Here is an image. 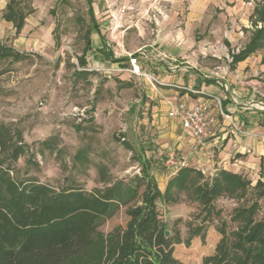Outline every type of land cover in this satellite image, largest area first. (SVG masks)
I'll use <instances>...</instances> for the list:
<instances>
[{
  "label": "rangeland",
  "instance_id": "374dc122",
  "mask_svg": "<svg viewBox=\"0 0 264 264\" xmlns=\"http://www.w3.org/2000/svg\"><path fill=\"white\" fill-rule=\"evenodd\" d=\"M24 1L33 8L25 32L18 37L5 30L0 38L1 44L28 55L20 62L0 61V124L10 129L12 149H22L16 159L11 151L0 157L6 178L18 185L38 183L53 193H96L133 186L141 164L149 166L164 194L156 208L175 242L177 264H202L213 254L219 230L232 240V233L245 225L242 210L250 206L252 220L264 221L261 188L242 198L224 195L202 203L191 183L169 190L173 177L155 156L159 146L175 150L170 134L179 132L161 108L157 92L162 86L155 77L188 78L178 83L180 89L167 88L189 95L188 90L196 92L197 80L222 82V73L231 72V52L250 37L256 0H92L93 21L84 0ZM7 2L0 0V23ZM87 41L85 66L79 68ZM103 50L115 60H128L104 61ZM258 55L264 59V49ZM250 74L244 86H257L264 95V72ZM255 95L253 100L264 104V96ZM202 176L205 183L212 178ZM243 178L252 187L258 180L248 174ZM125 209L120 206L100 225L104 236L125 226Z\"/></svg>",
  "mask_w": 264,
  "mask_h": 264
},
{
  "label": "trees",
  "instance_id": "16d2710c",
  "mask_svg": "<svg viewBox=\"0 0 264 264\" xmlns=\"http://www.w3.org/2000/svg\"><path fill=\"white\" fill-rule=\"evenodd\" d=\"M84 1L93 21L92 0ZM32 12L28 1L8 0L2 18L12 24L18 35ZM249 21L251 36L244 49L233 56L234 63L264 46V0H256ZM54 43L57 46L55 37ZM88 49L89 41L77 59L79 68L85 66L83 56ZM102 56L116 63L127 60H114L111 53L104 51ZM26 58L27 54L0 44V61L20 62ZM81 74L84 73L75 72ZM11 136L10 129L0 124V157L11 151L16 159L22 153L19 147L12 149ZM140 171L133 186L123 189L115 185L96 193L80 189L53 193L38 183L18 185L0 171V264H177L173 258L175 242L165 236L156 208L164 194L150 176L149 166L141 164ZM259 175L253 187L243 177L223 170L205 183L199 171L183 168L169 180L167 188H186L191 183L202 203L224 195L242 198L249 190L261 188L264 192L263 165ZM120 206L126 208L125 226L104 236L100 225ZM252 207L242 210L247 212L245 225L232 233V240L223 229L219 230L221 238L202 264H264V221L252 220Z\"/></svg>",
  "mask_w": 264,
  "mask_h": 264
},
{
  "label": "crops",
  "instance_id": "0c3cea01",
  "mask_svg": "<svg viewBox=\"0 0 264 264\" xmlns=\"http://www.w3.org/2000/svg\"><path fill=\"white\" fill-rule=\"evenodd\" d=\"M5 6L3 8L4 11ZM0 27L2 29L0 38L3 37L5 30L9 35H15L12 24L6 22L3 18L1 19ZM258 27H260V24H258ZM25 29L26 25L24 24L18 37L23 35ZM252 30L253 28L251 26V32ZM245 45L237 51L231 52L229 57L231 59L229 66L231 72L229 74L222 73V82H217L215 79H212L211 82L197 80L195 84L197 87L196 92L188 90L192 95L198 96L189 95L187 92L181 94L169 89H180L178 83L187 81L188 78H183V76L177 78L176 76L164 75L161 73L155 77L158 81L157 83L162 86V89L158 90L157 95L159 103L164 105V107L161 108H165V115L170 106L180 101L185 102L188 106L194 105L197 101L203 99V97H217L222 101V110L227 114L229 119L225 120L218 117V123L212 128L211 135L206 142V148L203 152L196 153L193 151L191 137L180 128L179 124L176 123L179 128L178 134L176 135L174 132L170 134L177 153L180 152L181 154L178 153L179 155L187 158L189 161L191 160V165L189 166L188 164L186 168L195 169L205 177H213L219 171L223 170L241 177L248 174L254 175L257 179H260L259 174L261 165L264 166V104L262 102L256 103L253 100L256 93L260 96L264 95L261 94L257 86L251 85L248 86V88L244 86L249 83L245 79L251 77L250 73H252L254 69L264 72V59L261 58L260 55L255 57V54L263 50L264 46L262 49L234 63L232 61L233 56L239 54V52L244 49ZM103 51L108 52L106 50ZM126 59L128 60V58ZM160 65L161 70L159 71L164 72L162 69L164 64L160 62ZM247 68L249 69L248 73H244V70ZM165 69L171 71L168 67H165ZM175 78L177 79L175 80ZM212 81H214V83ZM232 124L238 129H233ZM163 147L164 146H159V148Z\"/></svg>",
  "mask_w": 264,
  "mask_h": 264
},
{
  "label": "built area",
  "instance_id": "2783aa9c",
  "mask_svg": "<svg viewBox=\"0 0 264 264\" xmlns=\"http://www.w3.org/2000/svg\"><path fill=\"white\" fill-rule=\"evenodd\" d=\"M167 118L179 124L192 140V149L196 153L203 152L206 142L211 135L212 128L218 123V117L228 120L229 117L221 107V101L217 97L200 99L194 105L188 106L185 102H177L170 106ZM233 125V124H232ZM233 129L238 128L233 125ZM156 159L168 171V177H174L186 168L188 163L185 157L179 156L172 148H158Z\"/></svg>",
  "mask_w": 264,
  "mask_h": 264
},
{
  "label": "water",
  "instance_id": "95a60500",
  "mask_svg": "<svg viewBox=\"0 0 264 264\" xmlns=\"http://www.w3.org/2000/svg\"><path fill=\"white\" fill-rule=\"evenodd\" d=\"M165 236H168V233L167 232H165Z\"/></svg>",
  "mask_w": 264,
  "mask_h": 264
},
{
  "label": "bare ground",
  "instance_id": "6f19581e",
  "mask_svg": "<svg viewBox=\"0 0 264 264\" xmlns=\"http://www.w3.org/2000/svg\"><path fill=\"white\" fill-rule=\"evenodd\" d=\"M136 70H137V68H136Z\"/></svg>",
  "mask_w": 264,
  "mask_h": 264
}]
</instances>
